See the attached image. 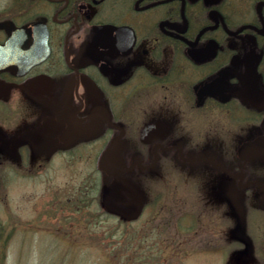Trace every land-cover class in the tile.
Returning a JSON list of instances; mask_svg holds the SVG:
<instances>
[{
  "label": "flooded vegetation",
  "instance_id": "af4514ba",
  "mask_svg": "<svg viewBox=\"0 0 264 264\" xmlns=\"http://www.w3.org/2000/svg\"><path fill=\"white\" fill-rule=\"evenodd\" d=\"M3 107L13 139L0 148L98 149L138 183L176 158L251 211L264 200V0H0ZM131 137L152 161L110 163L134 153ZM254 249L237 245L236 264H264Z\"/></svg>",
  "mask_w": 264,
  "mask_h": 264
},
{
  "label": "rangeland",
  "instance_id": "374dc122",
  "mask_svg": "<svg viewBox=\"0 0 264 264\" xmlns=\"http://www.w3.org/2000/svg\"><path fill=\"white\" fill-rule=\"evenodd\" d=\"M9 125L0 122L1 147L13 139ZM124 143L134 153L112 150L110 163L123 168L135 157L152 161L153 154L136 151V138ZM19 151L12 164L16 154L0 148V264H236L237 245H253L252 253L261 254L254 247L264 245V200L255 198L251 211H232L233 202L213 199L210 170L162 157L140 189L104 163L98 149L34 150L27 157Z\"/></svg>",
  "mask_w": 264,
  "mask_h": 264
},
{
  "label": "trees",
  "instance_id": "16d2710c",
  "mask_svg": "<svg viewBox=\"0 0 264 264\" xmlns=\"http://www.w3.org/2000/svg\"><path fill=\"white\" fill-rule=\"evenodd\" d=\"M103 162L105 163V160L103 159ZM159 167V166H158ZM133 180H135L136 181V184L138 183L137 182V178L136 177H134V179ZM149 181H145V183H148ZM139 184H140V186H139ZM139 184H137L139 187H140V189H144V186L145 185H142L141 184V182H139ZM123 184H122V181L120 180V181H118L117 183H116V185H115V192L117 191V190H119L118 189V187H121ZM115 196L114 195H112V199H110V201L111 200H115ZM124 218H126L125 216H123ZM126 221H128V219H126ZM129 222V221H128Z\"/></svg>",
  "mask_w": 264,
  "mask_h": 264
},
{
  "label": "water",
  "instance_id": "95a60500",
  "mask_svg": "<svg viewBox=\"0 0 264 264\" xmlns=\"http://www.w3.org/2000/svg\"><path fill=\"white\" fill-rule=\"evenodd\" d=\"M157 124H153V125H150V126H148V127H146L145 129H144V131H143V133H142V136H143V140H150L149 139V137H144L145 135H147L149 132H151L152 130H154V128H155V126H156ZM107 157H108V152L107 153H105V158L107 159Z\"/></svg>",
  "mask_w": 264,
  "mask_h": 264
}]
</instances>
